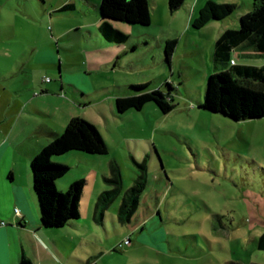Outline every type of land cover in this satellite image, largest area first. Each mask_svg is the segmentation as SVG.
<instances>
[{"label": "rangeland", "instance_id": "obj_1", "mask_svg": "<svg viewBox=\"0 0 264 264\" xmlns=\"http://www.w3.org/2000/svg\"><path fill=\"white\" fill-rule=\"evenodd\" d=\"M66 1L0 0V110L25 79L33 81L25 89L28 94L41 97L49 85L44 79L56 77L54 69H44L35 58L29 59L31 42L38 36L45 41L55 30L100 16L101 0H72L74 10L58 12ZM167 7L164 19L151 13L150 28L168 26L176 12L170 10L168 2ZM246 9V5L237 6L216 23L228 21L240 28V16L249 12ZM177 11L179 23L184 25L191 11L183 6ZM31 29L39 34L32 35ZM74 35L79 37L75 30L71 37ZM204 50L177 58L171 65L166 63L165 69L157 65L146 46H140L127 55L122 66L74 77L86 88V79L92 88L148 83L150 90L161 87L167 92L166 81L174 86L175 108L170 112L163 113L155 102H148L142 110L126 112L133 114V120L118 118L115 134L106 130L110 142L119 141L112 145L111 153L71 150L55 156L71 166L61 178L86 180L81 200L85 212L99 186L110 187L102 173L109 175L111 158L121 168L123 189L106 210L109 235L100 225L105 253L99 264H264V250L257 246L264 232V117L238 121L201 106L208 77L214 72L213 47ZM203 56L209 60V71L202 63ZM233 56L240 63L264 65V55L245 57L238 49ZM62 94L73 99L71 93ZM45 100L39 104L57 103ZM97 157L105 160L99 163ZM134 159H146L147 184L131 220L120 224L121 200L140 173ZM128 239L131 241L126 244ZM114 243L123 247L113 251Z\"/></svg>", "mask_w": 264, "mask_h": 264}, {"label": "crops", "instance_id": "obj_2", "mask_svg": "<svg viewBox=\"0 0 264 264\" xmlns=\"http://www.w3.org/2000/svg\"><path fill=\"white\" fill-rule=\"evenodd\" d=\"M215 1L234 2L240 7L246 5L245 11H251L255 6V0ZM167 2L168 0H149L151 13H158V17L164 19L168 11ZM206 2L207 0L185 1L182 6L191 11V15L184 25L179 23L178 9L169 19L168 26L159 29L150 28L151 23L121 25L119 21H112L115 28L128 34L127 40L121 43L109 42L102 36L99 30L100 16L90 22L79 20L73 26L55 30L45 41L38 36L36 41L30 43L29 59L35 58L37 64L44 69H54L56 77L49 81L41 97L28 94L26 88L33 81L25 79L20 88L10 93L9 104L0 110V264H19L23 254L29 256L34 264H99L105 253L100 225L108 235L110 232L107 209L101 215L97 202L99 194L107 188L99 186L97 196L87 212L81 204L82 213L78 219L59 228L45 227L41 222L38 198L33 188L31 160L43 146L64 130L74 116H83L93 122L99 128L111 153L112 145L115 146L119 141L110 142L107 131L116 133L115 125L120 124L118 118L129 121L134 119L132 113L130 116L126 114L129 110L121 116L116 110V98L130 94L131 84L92 88L91 82L86 79V88L77 84L74 77L99 69L122 66L124 62L127 63V55L140 46H146L157 65L166 69L164 49L169 39L177 40L172 61L195 55L199 50L205 51V47L212 46L214 50L220 34L227 28H236V25L228 21L220 24L212 21L200 29L194 28L192 21L197 10ZM64 5H71V8L63 10ZM75 8L72 0H69L61 4L57 11ZM74 30L79 37H71ZM30 33L39 34V31L31 29ZM179 49L183 52L180 55ZM238 49L242 50L245 57L262 56L252 49H244L243 46L236 50ZM233 59L238 62L234 56ZM202 63L209 71V60L205 56ZM127 66L131 68L130 64ZM62 93H71L73 99H68ZM41 99H50L51 103L56 100L57 103L42 106L39 104L42 103ZM13 101L16 102L15 106L11 105ZM94 106L95 109H91ZM53 160L64 163L61 158L54 157ZM104 160L95 158L99 163ZM106 175L108 174L104 171L103 180ZM71 182L72 179L59 178L56 184L58 188L65 190ZM84 196L85 189L82 199ZM17 208L20 209L19 213L16 212ZM118 220L123 224L119 217ZM112 247L116 251L115 243Z\"/></svg>", "mask_w": 264, "mask_h": 264}, {"label": "trees", "instance_id": "obj_3", "mask_svg": "<svg viewBox=\"0 0 264 264\" xmlns=\"http://www.w3.org/2000/svg\"><path fill=\"white\" fill-rule=\"evenodd\" d=\"M186 0H168L170 10L179 9ZM71 8L64 5L63 10ZM237 8L236 4L207 0L193 19L192 26L200 29L208 23L223 20ZM100 25L102 36L109 42H125L128 34L115 28L112 21L129 24L149 25L151 11L149 0H101ZM177 46L176 39H169L165 44V61L169 65ZM243 46L264 55V0H255L254 9L240 16V28L225 29L215 42L213 50L214 72L207 80L205 101L201 106L214 112L223 113L235 120L264 117V65L232 63L233 52ZM169 90L161 87L150 90L148 83L131 84L130 94L116 98L117 114L121 116L129 109L142 110L148 102H155L163 113L175 108L173 102L174 86L166 81ZM135 89L139 90L136 91ZM80 150L92 154H108L110 149L99 128L83 116H74L64 130L43 146L31 160L33 188L38 198L40 217L43 226L63 227L81 215L80 205L86 184L85 179H77L68 189L60 191L57 179L65 176L71 166L56 162L57 155ZM135 160V159H134ZM140 173L133 185L123 196L118 217L122 223L129 222L140 203V196L147 184V163L136 161ZM110 186L98 196L97 206L101 215L119 197L123 189V175L115 159L110 161V173L104 177ZM264 250V232L257 244ZM116 250H120L117 246ZM19 264H34L23 254ZM240 264V263H234Z\"/></svg>", "mask_w": 264, "mask_h": 264}, {"label": "built area", "instance_id": "obj_4", "mask_svg": "<svg viewBox=\"0 0 264 264\" xmlns=\"http://www.w3.org/2000/svg\"><path fill=\"white\" fill-rule=\"evenodd\" d=\"M231 62H232V63H235V60H234V59H232V61H231ZM44 80H45V81H47V82H49L51 79H50L49 77H47V78H45ZM16 212H17V213H19V212H20V209H19V208H17V209H16ZM130 241H131V240H130V239H128V240L126 241V244H127V243H129ZM118 247H119V248H122V247H123V244L119 245Z\"/></svg>", "mask_w": 264, "mask_h": 264}]
</instances>
